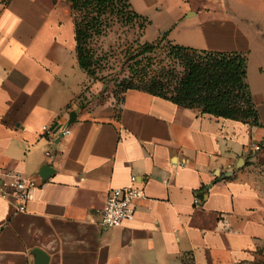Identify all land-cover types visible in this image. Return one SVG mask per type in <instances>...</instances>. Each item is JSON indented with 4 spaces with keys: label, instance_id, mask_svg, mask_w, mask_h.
Here are the masks:
<instances>
[{
    "label": "crops",
    "instance_id": "obj_1",
    "mask_svg": "<svg viewBox=\"0 0 264 264\" xmlns=\"http://www.w3.org/2000/svg\"><path fill=\"white\" fill-rule=\"evenodd\" d=\"M127 1L155 38L199 13L202 47L264 30V0ZM80 68L66 0L0 2V165L36 180L23 209L0 195V264H264V86L251 125L139 88L81 106ZM131 174L133 217L102 226Z\"/></svg>",
    "mask_w": 264,
    "mask_h": 264
},
{
    "label": "trees",
    "instance_id": "obj_2",
    "mask_svg": "<svg viewBox=\"0 0 264 264\" xmlns=\"http://www.w3.org/2000/svg\"><path fill=\"white\" fill-rule=\"evenodd\" d=\"M66 1L71 11L84 12L80 19L73 18L75 55L87 76L96 78L98 67L87 39L103 33V16L115 10V0ZM123 1L130 14L148 22ZM165 35L127 46L128 75L120 82L121 92L139 88L203 113L262 124L247 82L245 51L197 48L169 39L163 45Z\"/></svg>",
    "mask_w": 264,
    "mask_h": 264
},
{
    "label": "rangeland",
    "instance_id": "obj_3",
    "mask_svg": "<svg viewBox=\"0 0 264 264\" xmlns=\"http://www.w3.org/2000/svg\"><path fill=\"white\" fill-rule=\"evenodd\" d=\"M114 3L115 10L103 16V19H105L102 22L103 33L87 39V47L93 50V58L96 59L98 70L96 78H92L93 84L85 85L86 87L81 92V99L79 100L81 106L90 103L102 105L108 101V97L111 95L114 96L113 102H117L121 92L120 82L128 75L127 65L129 60H127V54L125 55V49L134 40L140 42L152 41L158 34L157 27L153 23H145V20L143 21L130 14V8L125 6L123 0H115ZM69 13L72 20L75 16L80 19L84 14L83 11L73 12L70 8ZM187 19L189 25H180L172 30V38L175 39V41H172L180 44L188 42L191 46L206 48L205 45L202 47V44L205 43L201 41L202 38L199 32L201 13L191 15ZM240 25L249 39L248 50L245 51L247 54V82L250 91H253L264 86V30L260 34L250 24ZM165 40L168 39L164 38L162 40L163 45ZM215 49L243 51V49L238 48ZM80 78L87 81L86 73L82 68H80ZM90 79L89 81H91Z\"/></svg>",
    "mask_w": 264,
    "mask_h": 264
},
{
    "label": "built area",
    "instance_id": "obj_4",
    "mask_svg": "<svg viewBox=\"0 0 264 264\" xmlns=\"http://www.w3.org/2000/svg\"><path fill=\"white\" fill-rule=\"evenodd\" d=\"M41 128L43 132H49L47 125H43ZM61 132L69 133L70 128L63 127ZM255 147L259 148L258 145ZM136 181V175L131 174L129 183L109 189L101 207L100 224L102 226H119L123 221L133 217L135 212L134 199L144 195L143 187L137 184ZM35 184L36 180L34 178L0 165V195L6 199L16 201L19 209L25 208L30 188Z\"/></svg>",
    "mask_w": 264,
    "mask_h": 264
},
{
    "label": "water",
    "instance_id": "obj_5",
    "mask_svg": "<svg viewBox=\"0 0 264 264\" xmlns=\"http://www.w3.org/2000/svg\"><path fill=\"white\" fill-rule=\"evenodd\" d=\"M76 111L77 110H71L70 112H69V118H68V121H71L72 119H73V117L75 116V114H76Z\"/></svg>",
    "mask_w": 264,
    "mask_h": 264
}]
</instances>
